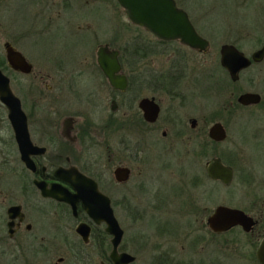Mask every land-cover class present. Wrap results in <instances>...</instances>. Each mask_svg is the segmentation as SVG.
Here are the masks:
<instances>
[{
	"label": "flooded vegetation",
	"instance_id": "1",
	"mask_svg": "<svg viewBox=\"0 0 264 264\" xmlns=\"http://www.w3.org/2000/svg\"><path fill=\"white\" fill-rule=\"evenodd\" d=\"M0 1L4 14V20L0 21V71L7 79L10 92L18 99L21 111L18 135L10 115V103L0 97V264H130L135 260L123 263L110 256L112 234L106 230L107 223L96 221L86 208V203L97 206L101 200L97 197L83 200L78 196L79 191L71 180L74 174L62 176L58 173V167L70 166L93 179L98 192L109 198L123 230L118 252L125 250L122 247L123 225L147 219L158 235H172L173 239H168L178 242L189 237L192 245H204L237 227L246 234L255 235V257H199L196 263L243 264L244 258L250 264H263L256 256V249L264 238V165L259 179L262 180L259 199L253 200L252 206L233 205L255 219V224L247 231L239 224L222 231H215L208 225V215L220 203L209 213L197 206L193 190L203 185L202 175L192 174L186 178V170L181 167V173L171 184L164 181V177L171 181L170 177L159 174L155 181L160 184L154 186V180L142 173L143 166H149L154 159L157 141L163 150H159L160 155L168 153V158L164 157L162 162L172 163L170 152L177 154L176 149L185 145L189 138L187 97L192 100L201 92L196 83L200 82L199 74L188 68L187 52L168 46L176 42L197 53H207L210 42L206 51H200L178 39H161L154 34L150 39L137 35L130 56L124 54L123 46L118 47L110 41L97 44L91 53L90 46L70 48V40H64L60 52L55 45L59 28L70 32L72 44H77L80 39H73V35L81 34L85 38L86 34L92 37L95 32L89 21L73 29L67 14L64 16L66 22L61 18L62 5L59 6L58 0ZM176 2L183 8L178 0ZM77 6V12L82 10V19L89 17L87 0ZM72 7H75L72 0L63 1L64 12ZM22 9L27 11L26 16L16 14L15 11ZM44 39L50 40L56 48L38 54L29 50V46L35 47ZM223 43L234 44L251 59L252 53L263 46L264 29L259 46L250 52L234 41ZM100 45L118 50L119 68L114 71V82L97 61ZM220 46L214 67L218 73L221 69L227 78L216 77L220 83L218 87L233 85L241 73L254 64H262L263 71L264 54L260 60L251 59L248 66L239 71L238 79L233 80L220 62ZM10 51L18 52L22 61L14 64ZM154 55H161L165 60L153 63ZM187 79L194 89L187 87ZM244 91L259 93L260 100L240 103L237 96ZM259 105L264 107V75L262 92L232 88L222 110L232 116L238 108ZM188 121L189 130L195 129L197 118L188 116ZM260 122V127L254 128V135L264 130L262 120ZM175 160L173 158V164H177ZM226 164L232 167L233 176L229 183L221 182L231 184L235 168L232 161ZM117 166L129 168L127 178H116L114 169ZM245 173L243 179H256L251 169ZM205 179L219 180L207 171ZM132 180L131 187L123 190V185ZM138 194L147 196V202L135 199ZM170 198L181 200L175 209L170 208ZM80 224L89 228L87 239L78 230ZM259 226L262 233L260 230L254 233ZM191 230L198 232L191 235ZM158 255L162 256L158 257L162 264H193L191 258L185 260L186 263L171 251Z\"/></svg>",
	"mask_w": 264,
	"mask_h": 264
},
{
	"label": "rangeland",
	"instance_id": "2",
	"mask_svg": "<svg viewBox=\"0 0 264 264\" xmlns=\"http://www.w3.org/2000/svg\"><path fill=\"white\" fill-rule=\"evenodd\" d=\"M63 1L58 0V4L59 6L62 5L60 15L64 22L67 21L66 17L64 18L67 14L74 26L73 29L76 30L75 26L77 24L89 21L91 30L95 32L92 37L86 34L85 38L81 37V34L79 36L73 35V39H80V42L72 44L71 33L59 28L55 45L60 52L64 40H70L68 44L70 48L74 45L82 46V48L90 46L91 53H94L97 44L105 41H110L119 47L127 41H131L137 35L144 38H154V35L145 28L130 21L117 0H87L89 7L87 14H89V17L85 19L80 17L82 10L76 11L77 4L79 2L82 4L83 0H72L75 7H72L69 11L65 10V12L62 8ZM178 2L186 9L197 31L208 38L210 42L207 53H197L176 42L168 46L170 49H180L187 52L188 68L199 74L198 79H200V82L195 81L201 92L198 97L192 98V100L187 97L186 127L189 138L187 137L184 147L180 145L181 147L179 150L176 149L177 154L175 155L171 151L169 158L172 159V163L166 165L162 161H165L163 160L164 157L168 158L166 156L168 153L165 152L160 155L159 150H163L160 148L159 141H157L154 159L149 163V166H143L145 170L142 173L154 180L152 182L154 186L160 184V181H155L159 179L157 177L159 174L170 177L171 181H168L166 177H164V181L165 184L166 182L171 184L181 173L179 170L181 167L186 170L184 172L186 178L191 177L192 174L202 175L204 183L196 187L193 193L197 206H201L207 213L218 203L239 207L252 206L250 203L259 199L261 195L262 180L259 179L262 177V165H264V130L258 132L257 135H254L253 131H255L254 128L260 127L261 120L264 124V107L259 105L238 108L236 113L231 116L222 110V106L227 102L229 90L232 88L262 92L264 69L262 71V64H254L245 69L241 73L240 79L233 85L222 86L221 88L217 86L220 83L216 77L224 79L227 76L221 69L218 73L214 67V63H216L214 58L216 56L217 59V49L223 42L234 41L246 52H250L259 46L264 29V0H178ZM15 12L16 14L24 13L25 16L28 14L24 9ZM2 20H4V14L1 4L0 21ZM55 45L52 46L50 40L46 41L44 39L35 47L29 46V50L38 54L51 49L54 50ZM164 60L161 55H154L152 62L161 61L163 63ZM186 82L189 89H194L190 79H187ZM188 116L197 118L198 124L195 129L189 130ZM215 120L222 121L227 131L226 138L218 141V143L213 142L207 133L209 125ZM235 154H237V158L234 161ZM213 156L221 157L226 163L232 161L235 174L231 184H224L219 180L213 181L211 179L206 181L205 164ZM173 158L177 159L174 161L177 164H173ZM249 169L255 174L256 179H243L242 175L246 174V170ZM109 171L111 173V169ZM133 182L134 180L129 181L123 185L122 189L128 190ZM135 197L138 201L147 202L148 200L147 196H140L139 194ZM170 201V208L175 209L177 203L181 200L170 198ZM173 216L174 213L172 218ZM123 227L122 247L136 256L130 264H162L161 260H158V257L162 256L158 254L163 251H171L175 257L184 261L191 258L193 264H197V258L199 257H255L257 243L255 235L246 234L237 227L217 235V239L208 241L204 245L190 244L189 237L182 242H178L172 240V235L169 237L160 236L156 228L149 225L147 219L136 223L129 222L124 224ZM259 228L262 227H257L254 233L260 230ZM205 231L201 232L204 234ZM195 232H198V230H191V235ZM261 233L262 230H260ZM241 263L250 264L249 261H244V258Z\"/></svg>",
	"mask_w": 264,
	"mask_h": 264
},
{
	"label": "water",
	"instance_id": "3",
	"mask_svg": "<svg viewBox=\"0 0 264 264\" xmlns=\"http://www.w3.org/2000/svg\"><path fill=\"white\" fill-rule=\"evenodd\" d=\"M123 7L127 17L131 22L144 27L156 37L161 39H178L183 44L200 51H206L209 47V41L202 36L189 18L187 11L179 6L176 0H117ZM11 60L14 64L22 61V57L16 51H10ZM117 49H109L108 45H100L97 49V61L104 69L109 79L114 82V71L119 68L117 58ZM264 54L263 46L252 53L251 59L260 60ZM251 59L238 49L232 43H223L220 46V62L228 70L233 80L238 79L239 71L248 66ZM0 97L2 100L10 103V115L13 120L15 131L20 135V116L21 111L18 99L10 92L7 79L0 71ZM237 100L242 104L256 103L260 100V94L254 91H244L237 96ZM208 136L214 141H222L227 136L225 125L220 120H215L208 127ZM28 165H31L29 161ZM207 173L215 179L224 183H229L233 176L232 167L222 161L219 156H213L206 162ZM58 173L62 176L73 175L71 179L79 191L78 196L83 200L97 197L101 204L93 205L86 203V208L90 215L96 220H105L106 230L112 234V251L110 256L121 260L123 263L133 261L135 255L128 251H117V245L121 240L123 230L119 226L113 209L110 206L109 198L100 194L96 183L90 177L84 175L75 166L68 168L58 167ZM117 179L127 178L129 168L117 166L114 169ZM81 193V194H80ZM83 194V195H82ZM208 225L215 231H222L233 225H241L244 230H250L255 224V219L238 207L226 204H218L207 217ZM78 230L85 239L88 238L89 228L84 224L78 226ZM256 256L264 264V238H262L256 249Z\"/></svg>",
	"mask_w": 264,
	"mask_h": 264
},
{
	"label": "trees",
	"instance_id": "4",
	"mask_svg": "<svg viewBox=\"0 0 264 264\" xmlns=\"http://www.w3.org/2000/svg\"><path fill=\"white\" fill-rule=\"evenodd\" d=\"M134 41H135V37L131 40V41H127L124 45H123V52L126 56H130V49L132 48V46L134 45ZM213 142H216L214 140H212ZM218 143V142H217Z\"/></svg>",
	"mask_w": 264,
	"mask_h": 264
},
{
	"label": "bare ground",
	"instance_id": "5",
	"mask_svg": "<svg viewBox=\"0 0 264 264\" xmlns=\"http://www.w3.org/2000/svg\"><path fill=\"white\" fill-rule=\"evenodd\" d=\"M29 168V167H28ZM30 170V169H29ZM60 177V176H59ZM61 179V178H60Z\"/></svg>",
	"mask_w": 264,
	"mask_h": 264
}]
</instances>
